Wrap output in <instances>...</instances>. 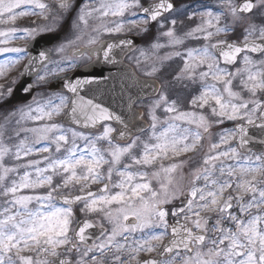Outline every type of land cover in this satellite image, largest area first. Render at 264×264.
<instances>
[{
	"label": "snow or ice",
	"instance_id": "6c2138e0",
	"mask_svg": "<svg viewBox=\"0 0 264 264\" xmlns=\"http://www.w3.org/2000/svg\"><path fill=\"white\" fill-rule=\"evenodd\" d=\"M0 25V264H264V0H0ZM124 59L117 110L78 77Z\"/></svg>",
	"mask_w": 264,
	"mask_h": 264
},
{
	"label": "water",
	"instance_id": "95a60500",
	"mask_svg": "<svg viewBox=\"0 0 264 264\" xmlns=\"http://www.w3.org/2000/svg\"><path fill=\"white\" fill-rule=\"evenodd\" d=\"M54 42L55 41H52L51 43H54ZM51 43H49L47 46L51 47ZM43 44H44V41L42 40L40 42V45H43ZM40 45H37V47H40ZM26 63H27V61H26ZM93 67L95 68V71L97 73H99L100 71H103L104 77L112 76V77H115V79L104 80L103 77L100 75L79 76L78 78H81V79L89 78V79L99 80L100 81L99 85L98 86L92 85V87L93 88L98 87L100 89L101 100L105 105H111L112 107L117 108V110H119V101L117 100L118 86L120 83V77L123 74L125 66L123 64L117 65V66H112V65H106V64L101 63L98 65H94ZM80 71H82L84 73H92L93 68L82 69ZM59 84H60V81L55 82V83L51 84L49 88L53 91H60ZM114 89H117V91H113ZM17 96L23 97L24 93L22 91H18ZM24 102H26V101H24ZM250 134L252 135V138L257 141L256 147L253 148L252 151L264 150V145H260L258 143L259 130L258 129H250Z\"/></svg>",
	"mask_w": 264,
	"mask_h": 264
},
{
	"label": "rangeland",
	"instance_id": "374dc122",
	"mask_svg": "<svg viewBox=\"0 0 264 264\" xmlns=\"http://www.w3.org/2000/svg\"><path fill=\"white\" fill-rule=\"evenodd\" d=\"M178 2V5H177V8H181L183 5H188V4H191L193 3V0H176ZM257 22L259 23L260 20L258 19ZM38 23H42V21H39ZM187 23V22H186ZM27 25H31V23L28 22V17H25L23 19H19L17 21V24L16 26H27ZM5 27H12V25H0V29H3ZM163 39V38H162ZM221 39H224V37H221ZM25 44V41H22V40H14L12 42V44L10 46H18V47H23ZM191 46H196V42H192V45ZM170 51V49H161L160 50V53L159 55L160 56H163L166 52ZM0 59H3V57H0ZM182 64L181 61L179 60H175V61H168L165 65L164 68L161 69V72L157 75V77H155L154 79L158 80L161 84H163V78H167L171 81V78H172V75L175 74L176 71L179 70V66ZM22 65V64H21ZM21 65L19 66V68L14 71L12 73V76H16L18 77V73H19V70H20V67ZM168 65H171V67H168ZM141 77H143L139 72H137ZM64 74H62L63 76ZM61 76V77H62ZM11 79V77L9 78ZM0 82H3V81H0ZM173 84L175 85L174 88L172 89V92L174 94H180V95H183L184 92L186 91L185 89L182 90L180 88H178L180 85L178 84H175V82H173ZM178 86V87H177ZM184 107L186 108L187 107V103L185 102V105ZM61 119V118H60ZM59 122V121H58ZM236 123H239V122H233V121H225L224 124L222 125H219V126H214L212 131H213V140H215L217 137L215 135V133L221 131L222 129H230V128H233V125L236 124ZM6 135H12V132H11V128L9 129V132L6 134ZM21 136H23V133L21 134ZM14 141H9V143H13ZM205 147H207V142H205ZM191 155V154H190ZM34 158V157H33ZM186 158V157H185ZM90 219H96V217H89Z\"/></svg>",
	"mask_w": 264,
	"mask_h": 264
},
{
	"label": "flooded vegetation",
	"instance_id": "af4514ba",
	"mask_svg": "<svg viewBox=\"0 0 264 264\" xmlns=\"http://www.w3.org/2000/svg\"><path fill=\"white\" fill-rule=\"evenodd\" d=\"M175 3H176V7H177V5H178V2L175 0ZM33 20H36V22L38 23L40 20L38 19V18H36V17H28V22L29 23H32V21ZM190 45H192V42H190ZM123 63L126 65V66H129V61L127 60V59H124V61H123ZM21 68V67H20ZM73 72H68V73H65L63 76H69V75H71ZM63 76L61 77V79L63 78ZM60 78H57V79H55V81H57V80H59ZM165 79H167V78H163V82H164V80ZM167 80H169V79H167ZM170 81V80H169ZM178 87V86H177ZM178 88H180V89H182V90H184V88H182L181 86H179ZM41 91V89L40 88H37V93L38 92H40ZM173 98H175V95H173ZM61 120H62V117H61ZM186 171H187V169H186ZM100 187V185H93V187H92V190H96L97 188H99ZM75 214H76V217L78 218V219H83V218H85L84 216H82L81 214H80V212H79V208L77 207L76 209H75Z\"/></svg>",
	"mask_w": 264,
	"mask_h": 264
}]
</instances>
